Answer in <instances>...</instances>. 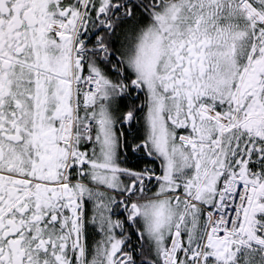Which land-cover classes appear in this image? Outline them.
Wrapping results in <instances>:
<instances>
[{
	"label": "snow or ice",
	"instance_id": "6c2138e0",
	"mask_svg": "<svg viewBox=\"0 0 264 264\" xmlns=\"http://www.w3.org/2000/svg\"><path fill=\"white\" fill-rule=\"evenodd\" d=\"M0 264H264V0H0Z\"/></svg>",
	"mask_w": 264,
	"mask_h": 264
}]
</instances>
